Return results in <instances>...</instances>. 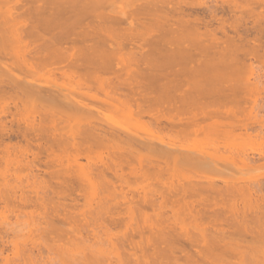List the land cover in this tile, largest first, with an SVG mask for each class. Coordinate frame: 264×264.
<instances>
[{
	"label": "bare ground",
	"instance_id": "obj_1",
	"mask_svg": "<svg viewBox=\"0 0 264 264\" xmlns=\"http://www.w3.org/2000/svg\"><path fill=\"white\" fill-rule=\"evenodd\" d=\"M0 101L6 264H264V0H0Z\"/></svg>",
	"mask_w": 264,
	"mask_h": 264
},
{
	"label": "rangeland",
	"instance_id": "obj_2",
	"mask_svg": "<svg viewBox=\"0 0 264 264\" xmlns=\"http://www.w3.org/2000/svg\"><path fill=\"white\" fill-rule=\"evenodd\" d=\"M257 64L255 63L254 64V66H256ZM258 66V65H257ZM40 79L41 80H44V77H40ZM0 103L2 104V102L0 101ZM1 104H0V107H1ZM12 110V108H10V111ZM1 111V110H0ZM14 111V110H13ZM107 114H108V117L110 116L109 115V113H106V114H104V115H106L107 116ZM2 116V117H1ZM5 116V115H4ZM8 115H6L5 117H3V115H1L0 114V120L2 121L4 118L6 119V123L8 122V119H9V116L7 117ZM4 121V120H3ZM128 122V121H127ZM123 123V122H122ZM126 123V122H125ZM129 123V122H128ZM7 125H8V123H7ZM123 125V124H122ZM129 125H127V126H124V127H128ZM131 128H132V126H130ZM134 128V127H133ZM145 127H143L141 130H142V132H141V130H140V133L136 130V129H133L134 131H136V132H138V134H140V135H145L146 133H147V129H144ZM150 128V127H149ZM128 129H130V128H128ZM131 130V129H130ZM132 131V130H131ZM15 143H16V141H14L13 140V142H10L9 144H8V146H11V145H13V146H16L15 145ZM23 144V143H22ZM21 144V145H22ZM252 144H246L245 146H247V148H245L246 149V152H250V154H256V152L257 151H259V150H261L262 151V149H264V147L263 148H261V149H259L258 147H256V145L254 146V143H253V146H251ZM243 149H244V147H242ZM245 149H244V151H245ZM259 149V150H258ZM264 151V150H263ZM1 152V151H0ZM245 152V153H246ZM248 154V153H247ZM99 155V153L98 152H93L92 154H91V158H93L94 160H95V158L97 157ZM29 156V155H28ZM41 156V155H40ZM42 157V158H41ZM40 158L41 159H43V156H41ZM28 158H30V156L28 157ZM30 160V159H29ZM81 163H85V161L84 160H81ZM11 169V168H10ZM12 170V169H11ZM40 171V172H39ZM44 171V169L43 168H41L40 170H38V172H39V174L40 175H42V176H44V174H42V172ZM3 172H5V167H3V165L2 166H0V174H2ZM11 172V171H10ZM36 172V170H34V173ZM44 173V172H43ZM25 174V173H24ZM23 174V175H24ZM36 175H37V172L35 173ZM39 176V175H38ZM45 176H47L46 174H45ZM44 176V177H45ZM40 177V176H39ZM48 177V176H47ZM47 177H45V179L47 178ZM244 179H245V181H247V182H252V183H256V182H264V167H261V168H256L255 170H253V171H251V172H249V173H247V174H244ZM10 178V177H9ZM1 179V178H0ZM44 179V180H45ZM46 181V180H45ZM47 181H49L48 179H47ZM46 181V182H47ZM51 182V181H50ZM54 181H52V183H53ZM55 183V182H54ZM53 183V184H54ZM219 184V183H218ZM141 186V185H140ZM138 190V189H137ZM134 192V191H133ZM67 201V200H66ZM66 201L65 202H63L64 203V205H66L67 203H66ZM66 203V204H65ZM82 203V201L80 200L79 201V207H81L80 206V204ZM0 206H2V204L0 205ZM12 206V205H11ZM67 206V205H66ZM78 207V208H79ZM9 208V210L11 211V212H8L7 211V213H6V215L8 216V221L9 222H13V221H15L14 220V214H12V208H10V207H8ZM69 207L67 206V209H68ZM33 209H34V207H33ZM32 209V207L29 205V207L28 208H26L25 210H26V214H27V212L29 213L30 211H32L33 210ZM0 210H1V208H0ZM4 210V209H3ZM24 210V211H25ZM69 211V210H68ZM75 212V211H74ZM72 210H71V213H74ZM10 216V217H9ZM21 216H19V221H20V223H21V221H24L23 220V218H20ZM22 217H24V216H22ZM25 218V217H24ZM23 223V222H22ZM57 223V222H56ZM13 227H16V226H13ZM2 229V228H1ZM0 229V230H1ZM8 229L9 228H7V230L6 229H3L2 231H4L5 232V230L6 231H8ZM123 229V228H122ZM121 229V230H122ZM11 230V229H10ZM15 230H17V229H14V231H8V232H12V234L10 233H5V234H3V233H0V235L2 234V238L0 237V249L2 250V256L3 257H7L8 258V262L9 263H11L12 262V260H13V256H14V254L16 253V252H18L19 254H21V255H26V254H28L27 253V251H29V250H26L27 248H28V246H30V244L27 242V243H23L22 241H24L23 239V236H24V234H26L25 233V230H23L24 232H22V234H21V232H20V234L21 235H23V236H21L20 234H19V237H18V234L16 233V235H15ZM118 230H120V228L118 229ZM18 231V230H17ZM3 235L5 236V237H3ZM13 235H15V237H13ZM21 236V237H20ZM23 238V239H22ZM2 239V240H1ZM23 244H25V246L23 245ZM26 247V248H25ZM29 249V248H28ZM42 249V248H41ZM51 250L52 251H56V249L54 248V247H52L51 248ZM45 251V250H40V252L43 254V256H45V254L46 253H43V252ZM32 254L34 253V256L37 258V259H40V261H41V259L43 258V256H42V254L40 255V256H42L41 258H38V257H40L39 255H36L35 253H37L38 254V251L36 252V249L34 250V249H32V252H31ZM1 256V257H2ZM46 256H47V254H46ZM46 256L44 257L45 259H46ZM3 257L2 258H0V264H6V260H4L3 259ZM42 260H44V259H42ZM39 261V260H38ZM45 261V260H44Z\"/></svg>",
	"mask_w": 264,
	"mask_h": 264
}]
</instances>
